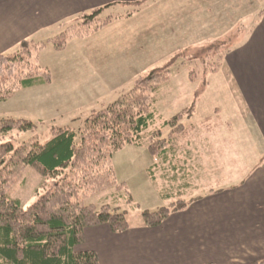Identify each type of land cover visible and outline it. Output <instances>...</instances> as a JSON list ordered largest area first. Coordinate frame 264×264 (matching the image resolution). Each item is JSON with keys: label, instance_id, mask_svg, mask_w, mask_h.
Listing matches in <instances>:
<instances>
[{"label": "crops", "instance_id": "crops-1", "mask_svg": "<svg viewBox=\"0 0 264 264\" xmlns=\"http://www.w3.org/2000/svg\"><path fill=\"white\" fill-rule=\"evenodd\" d=\"M160 2L163 12L159 18L153 10ZM165 5L168 13L177 8L178 27L171 28ZM139 7L146 10L150 41L158 37L159 22H164L166 39L175 32L183 34L189 25L198 28L201 35L218 38L220 34L238 31L236 25H246L245 42L226 52L221 64L207 67L204 73L215 70L205 74L201 85L209 89L212 78L222 72L226 94L236 105L234 114L240 122L239 129L246 132V137H251L246 128L256 130L260 148L253 146L256 160L246 159V171L240 173L242 180L222 186V177L216 176L218 169L229 172L240 166L235 160L234 133L224 131L230 128L229 122H210V126L192 132L186 147L178 153V161H174L183 164L186 159L187 168L192 169L185 184L177 173L179 168L170 175L162 170V175H155L152 180L148 169L156 160L145 147L153 160L145 170L153 186L148 194L156 189L159 194L161 191L170 195L163 202L165 206L174 198L192 202L157 227L145 226L140 216L138 223L128 222L129 229L123 233H113L107 225L88 228L77 250L95 252L99 264H264V15L260 17L264 0H173V4L172 0H0V55L10 54L22 41L39 43L55 37V31L71 24L81 13L102 9V17L116 19L110 23L113 24L117 20L139 21L142 16L128 11ZM117 9L120 12H115ZM27 10L35 18L28 17ZM47 48L38 54L39 59ZM45 86L22 92L43 91ZM208 118L218 117L205 119Z\"/></svg>", "mask_w": 264, "mask_h": 264}, {"label": "trees", "instance_id": "trees-1", "mask_svg": "<svg viewBox=\"0 0 264 264\" xmlns=\"http://www.w3.org/2000/svg\"><path fill=\"white\" fill-rule=\"evenodd\" d=\"M101 12L93 9L81 13L55 37L39 43L22 41L15 53L0 55V102L24 89L49 85L51 72L35 63L38 54L47 46L55 52L64 51L69 40L99 32L114 19L102 17ZM263 15L264 9L260 17ZM170 72V63L148 70L135 80L129 92L105 108L92 111L78 132L69 127H50L44 135L37 133V125L30 121L0 120V264H99L95 252L77 250L84 242V231L107 225L113 233H123L129 223L119 208H97L86 200L115 188L124 192L126 205L137 207L125 183L117 181L111 162L113 154L125 146L146 147L156 160L148 169L152 180L157 172L176 174L173 171L179 168L181 181L187 182L192 169L187 168L186 159L183 164H174L178 153L186 147L193 131L219 120L208 118L198 125H184L182 118L192 115L194 108L183 109L162 125L169 129L163 137L162 129L154 127L152 105L154 94L170 79ZM194 74V70L189 72L190 81H194ZM24 133L32 135L22 142L20 136ZM26 168L45 182L36 192V201L24 209L12 199L11 189ZM160 195L163 200L170 197L161 191ZM185 202L178 198L160 209L143 212L142 223L150 228L160 226L192 201Z\"/></svg>", "mask_w": 264, "mask_h": 264}, {"label": "rangeland", "instance_id": "rangeland-1", "mask_svg": "<svg viewBox=\"0 0 264 264\" xmlns=\"http://www.w3.org/2000/svg\"><path fill=\"white\" fill-rule=\"evenodd\" d=\"M165 10L166 17L171 18V28L178 27L177 8L168 13L165 5ZM128 11L143 18L132 22L117 20L86 38L71 39L61 52L52 51L49 46L46 52L40 54V59L37 57L35 63L50 70L51 86H45L43 91H21L9 100L0 102V120L12 118L30 121L37 125V133L44 135L50 127H69L78 132L83 120L92 111L105 108L129 92L135 80L148 70L170 63V79L160 85L154 94V127L161 128L169 118L191 106H194V113L184 115L181 120L184 125H198L211 116L218 117L215 120L220 123L229 122L230 128H224V131L230 132V135L231 132L234 133L232 139L236 142L235 160L240 166L232 167L229 172H223L224 169L220 168V173L216 176L222 177V186L233 180H242L240 173L246 171V159L256 160L253 146L260 148L256 144L257 131L248 128V132L246 128L251 135L246 137V132L239 129L241 125L234 114L236 105L232 104L226 94L221 71L212 78L209 89L206 90L201 83H205L204 70L207 67L211 64L215 67L218 62L221 64L226 52L245 42L248 36L246 25H236L238 31L220 34L219 38L211 34L201 35L198 28L189 25L184 31L185 34L175 32L166 39L164 22H159L156 25L158 37L150 41L145 20L146 10L139 7L129 8ZM153 11L160 18L163 12L162 3H157ZM115 12L120 11L117 9ZM27 16L35 18L30 10H27ZM63 28L55 32L59 34ZM38 40L40 39L36 41ZM41 40L45 42L46 39ZM17 49H13L11 53ZM218 56H221L220 61ZM190 69L196 74L193 82L188 80ZM161 129L163 137H166L169 129ZM31 135L32 133L22 134L20 141L27 140ZM149 161L153 160L148 157L145 146L140 148L128 145L121 153L118 151L112 156L116 179L119 183H125L136 208L126 205L124 192L115 188L90 196L86 203L97 208L103 205L119 208V211L125 213L128 222L132 223L139 220L143 212L164 207L166 203L163 202L166 200L162 199L156 189L152 195L147 192L148 189L153 191L145 171L148 164H151ZM156 176L159 178L160 173L157 172ZM44 182L45 179L31 168H26L13 185L11 197L26 209L36 201V192ZM119 194L124 198L119 197ZM172 200L176 202L178 199ZM136 223L138 222L134 224Z\"/></svg>", "mask_w": 264, "mask_h": 264}]
</instances>
